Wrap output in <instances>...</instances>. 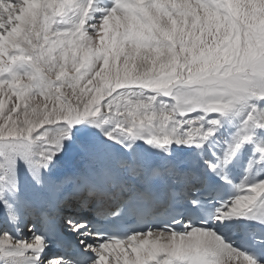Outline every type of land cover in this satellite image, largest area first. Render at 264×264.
<instances>
[{"label": "snow or ice", "instance_id": "6c2138e0", "mask_svg": "<svg viewBox=\"0 0 264 264\" xmlns=\"http://www.w3.org/2000/svg\"><path fill=\"white\" fill-rule=\"evenodd\" d=\"M222 128L233 130L215 162L193 153L154 164L133 148L168 157L172 144L201 149ZM261 138L264 0H0V207L9 225L23 215L54 235L62 220L91 254L75 264H264L204 224L174 217L120 238L65 214L104 222L182 201L196 210L189 193L206 184L202 173L224 180L246 145L249 167L264 165ZM69 148L77 165L55 175ZM21 164L32 181L24 200ZM237 192L212 219L264 223V180ZM47 247L34 224L20 238L0 228V264H68L44 261Z\"/></svg>", "mask_w": 264, "mask_h": 264}, {"label": "bare ground", "instance_id": "6f19581e", "mask_svg": "<svg viewBox=\"0 0 264 264\" xmlns=\"http://www.w3.org/2000/svg\"><path fill=\"white\" fill-rule=\"evenodd\" d=\"M232 130L233 129H231V128H227V129L222 128L220 130V132H218L216 134V136L213 137L208 143H206L201 149H196L194 147L193 148H186L182 145L177 146L176 144H172L170 146V155L168 157H165L162 152L157 151V150L149 147L148 145L144 144L142 141H137L135 144H133V148L136 149L138 152H140L145 157V159L149 160L150 162H151V157L153 155L160 157L161 160L163 161L165 159L176 160L178 158H183L184 156H187V155H190L193 153H197V154L203 156L204 159H207V160L213 162L212 152H215L217 154V156H220L223 153L225 143L228 140V134ZM99 139L101 141H104V137L102 135L99 136ZM261 139H262V142H264V138H261ZM104 146L108 151L118 153V154L123 153L122 148H120L118 145H113L110 141H105ZM199 151H200V153H198ZM242 151L247 156V163L250 164V160L253 159L252 146L246 145ZM244 158H246V157H244ZM57 163H58V168L56 169V171L54 173L55 175H59L60 173L65 172V171H69L73 167H75L77 165V157H76L74 149L69 148L68 151L62 153L60 158H59V161ZM260 166H264V165H254L252 167L247 166L249 171H250V174L247 177V179H245V181H244L245 186H247L248 184L254 183V182H258L260 180H264V175L260 176V170H261ZM16 180L18 182L19 190L23 189V190H28V191L32 192V181H31L29 175L27 174V172L24 169V166L22 164L19 165V167L17 169ZM5 188H6V185L1 181L0 190H3ZM4 194L8 200L11 199L10 193L5 191ZM85 214H86V212H83V213H80L78 215L83 216ZM1 217H4V216H1ZM239 219L240 218L227 220V221H224V224H226L228 227H233L237 223V220H239ZM65 229H67L66 226H65ZM68 232L72 233L69 230H68ZM215 233L217 235H219L217 232H215ZM9 234L15 238H20L21 236L26 235V228L24 230L14 229L13 231L9 232ZM72 234H76V233H72ZM219 236L226 243H228L230 246L234 247L233 243L228 241L225 238V236H222V235H219ZM81 238H83V237H81ZM89 242H93V241H89ZM50 252H51L50 250H46V249L44 250V252L42 253V259L44 261L56 258L55 256L48 254Z\"/></svg>", "mask_w": 264, "mask_h": 264}, {"label": "rangeland", "instance_id": "374dc122", "mask_svg": "<svg viewBox=\"0 0 264 264\" xmlns=\"http://www.w3.org/2000/svg\"><path fill=\"white\" fill-rule=\"evenodd\" d=\"M70 91V90H69ZM6 107H7V105H6ZM67 143V142H66ZM0 175H2V173H0ZM0 183H1V181H0Z\"/></svg>", "mask_w": 264, "mask_h": 264}]
</instances>
